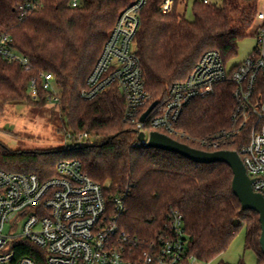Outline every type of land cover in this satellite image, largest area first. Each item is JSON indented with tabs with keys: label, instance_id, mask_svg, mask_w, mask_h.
Instances as JSON below:
<instances>
[{
	"label": "trees",
	"instance_id": "16d2710c",
	"mask_svg": "<svg viewBox=\"0 0 264 264\" xmlns=\"http://www.w3.org/2000/svg\"><path fill=\"white\" fill-rule=\"evenodd\" d=\"M19 1L0 0V35L12 39L11 47L28 60L29 69L0 57V114L11 105H45L48 94L41 88V76L51 74L61 130L72 139L67 148L43 153L14 151L0 143V170L45 180L59 162L77 160L89 179L105 186L108 196H123L120 225L127 233L149 238L167 212L176 210L183 216L187 253L202 264L220 257L243 228L245 250L254 252L256 264H264L258 215L241 209L226 164H198L178 154L136 147L117 90L89 102L79 95L119 13L133 0H78L74 8L71 0H42V8L24 19L14 10ZM259 1L222 0L216 5L196 0L193 20L187 21L176 6L163 14L158 10L161 0H149L140 15L135 47L151 101L161 105L169 87L185 80L205 52H218L226 63L236 56L239 42L255 22ZM31 79L37 80L39 102L27 97ZM233 106L231 86L218 85L212 95L189 103L179 127L195 139L216 134L229 128ZM79 134L96 142L78 146L74 137ZM238 144L225 150L237 152ZM13 249L17 257L43 264V253L31 245L20 242Z\"/></svg>",
	"mask_w": 264,
	"mask_h": 264
},
{
	"label": "built area",
	"instance_id": "2783aa9c",
	"mask_svg": "<svg viewBox=\"0 0 264 264\" xmlns=\"http://www.w3.org/2000/svg\"><path fill=\"white\" fill-rule=\"evenodd\" d=\"M148 2L133 0L119 13L80 97L89 102L105 91L117 90L124 100V122L134 129L136 147H143L137 140L140 133L147 143L152 132L180 143L191 142L205 152L223 151L238 141L237 153L252 181V191L264 197V26L255 36L252 54L243 62L228 67L218 52H205L188 77L172 84L163 103L141 121L153 103L135 47L140 15ZM77 4L78 0H71L73 8ZM42 6V0H20L14 10L24 19ZM174 6L175 0H161L158 10L168 14ZM11 44L8 35H0V57L27 71L28 60ZM218 85L231 86L230 126L204 138H192L179 127L183 111L196 98L212 95ZM41 88L48 94L47 103L59 104L53 75L41 76ZM27 97L39 102L36 79L28 82ZM71 139L67 134L66 140ZM95 142L88 134L74 137L78 146ZM105 192V186L89 179L77 160L59 162L54 175L45 180L0 170V264H37L29 257L16 256L13 246L20 242L41 250L43 264H202L187 253L188 238L178 211H168L149 238H139L120 225L123 196Z\"/></svg>",
	"mask_w": 264,
	"mask_h": 264
},
{
	"label": "rangeland",
	"instance_id": "374dc122",
	"mask_svg": "<svg viewBox=\"0 0 264 264\" xmlns=\"http://www.w3.org/2000/svg\"><path fill=\"white\" fill-rule=\"evenodd\" d=\"M196 0H175L177 13L187 21L193 20L192 5ZM220 5L222 0H209ZM178 5V6H177ZM264 26V0L258 3V14L248 32L247 38L238 44L237 55L229 62L228 67L237 65L248 58L256 47V34ZM61 115L53 104L37 106L33 103L11 105L0 114V143L14 151L51 152L71 146L61 130ZM64 156L59 157V159ZM65 161V160H63ZM5 233L9 232L6 226ZM245 229L235 236L226 251L208 264L223 261L228 264H256L253 251L245 250Z\"/></svg>",
	"mask_w": 264,
	"mask_h": 264
},
{
	"label": "water",
	"instance_id": "95a60500",
	"mask_svg": "<svg viewBox=\"0 0 264 264\" xmlns=\"http://www.w3.org/2000/svg\"><path fill=\"white\" fill-rule=\"evenodd\" d=\"M158 102H153L145 113L141 116V121L152 112ZM139 143L144 148L157 149L165 152L178 154L190 161L198 164H226L232 171L233 178L231 189L237 198L243 211H252L258 215L261 234L259 244L262 254H264V197L252 191V181L248 178L240 156L235 151L205 152L191 148L183 143L177 142L165 135L152 132L148 142L144 143V135L140 133L137 137Z\"/></svg>",
	"mask_w": 264,
	"mask_h": 264
},
{
	"label": "crops",
	"instance_id": "0c3cea01",
	"mask_svg": "<svg viewBox=\"0 0 264 264\" xmlns=\"http://www.w3.org/2000/svg\"><path fill=\"white\" fill-rule=\"evenodd\" d=\"M209 1V0H208ZM210 3V2H209ZM178 6V5H177Z\"/></svg>",
	"mask_w": 264,
	"mask_h": 264
}]
</instances>
